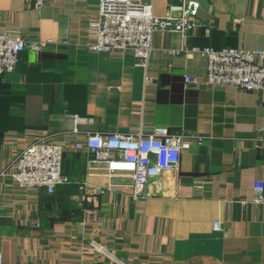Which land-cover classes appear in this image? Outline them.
<instances>
[{
  "label": "crops",
  "instance_id": "0c3cea01",
  "mask_svg": "<svg viewBox=\"0 0 264 264\" xmlns=\"http://www.w3.org/2000/svg\"><path fill=\"white\" fill-rule=\"evenodd\" d=\"M141 1L161 17L186 0ZM191 1L208 31L183 42L156 30L144 67L129 53L86 48L99 0H51L39 10L0 0V33L51 40L0 75V173L44 139L66 145L69 177L48 192L0 176V264H264V203L253 201L254 184L264 183V91L206 84L202 56L181 50L264 51V0ZM185 76L197 83L186 86ZM68 115L79 133L68 132ZM158 126L196 137L178 168L151 177L137 199L128 174L89 169V154L71 147L85 132Z\"/></svg>",
  "mask_w": 264,
  "mask_h": 264
},
{
  "label": "built area",
  "instance_id": "2783aa9c",
  "mask_svg": "<svg viewBox=\"0 0 264 264\" xmlns=\"http://www.w3.org/2000/svg\"><path fill=\"white\" fill-rule=\"evenodd\" d=\"M35 9H41L51 0H29ZM197 4L191 0L170 5L167 14L156 16L152 4L141 0H99L98 14L88 23V32L94 40L86 43L92 51L129 53L136 64L146 66L152 49L153 36L158 29L178 32L183 42L188 32L205 28L197 17ZM67 40H65L66 42ZM51 40H24L18 33H0V75L15 69L20 53L30 48L40 52ZM186 55L199 53L204 61L206 84L230 85L247 91H264V51L235 48L213 49L187 47ZM185 85L196 84L197 79L185 76ZM71 134L79 133L77 115H68ZM194 135L171 133L165 127H154L148 132H85L84 140L74 141L71 147L84 149L88 154L89 169L100 166L107 175L126 173L132 179L131 195L142 196L151 177L176 170L182 150L189 146ZM66 145L44 139L26 145L4 166L0 176H8L20 188L45 187L52 192L57 185L69 182L62 170V155ZM98 193H104L100 189ZM255 203H264V183L254 184ZM219 228L220 222L213 223ZM0 254V262H1Z\"/></svg>",
  "mask_w": 264,
  "mask_h": 264
}]
</instances>
